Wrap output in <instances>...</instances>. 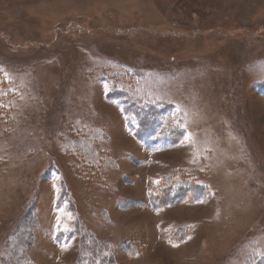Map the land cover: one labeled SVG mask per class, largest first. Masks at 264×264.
Listing matches in <instances>:
<instances>
[{
	"label": "rangeland",
	"instance_id": "rangeland-1",
	"mask_svg": "<svg viewBox=\"0 0 264 264\" xmlns=\"http://www.w3.org/2000/svg\"><path fill=\"white\" fill-rule=\"evenodd\" d=\"M114 86L168 106L145 132ZM94 247L264 264V0H0V264Z\"/></svg>",
	"mask_w": 264,
	"mask_h": 264
},
{
	"label": "trees",
	"instance_id": "trees-1",
	"mask_svg": "<svg viewBox=\"0 0 264 264\" xmlns=\"http://www.w3.org/2000/svg\"><path fill=\"white\" fill-rule=\"evenodd\" d=\"M109 97L112 99H117L116 101L122 103L123 106L127 105V107L131 108L130 110L136 114V117H141L140 119L141 121L139 124L140 127H142L145 132L149 131L147 129H144L147 126L156 125V120L154 118L158 115L159 111L166 109V107L168 106V104H161V105L158 104V105H149V107H144V105L139 101L137 104H132L130 106V104H128L129 97L125 94L123 90L118 89L117 86H114L112 88ZM175 134L173 136L177 137L178 133L177 135ZM176 178L177 177L175 174H170L160 183L159 187L155 189L152 192V194L149 196V201L152 205H166L169 203H174L177 200L188 195L192 197L191 188L196 187V185L193 182H191L189 179L181 178V176H179L178 179ZM62 193L65 194L66 192L63 191ZM18 230H20L22 233L18 236L19 240L23 241V238L24 240L25 238L27 239L28 231H29L28 228L23 229L20 227ZM12 250L9 251V255H15L11 253ZM15 251L18 253L17 250ZM98 252H100L101 255L102 249L98 247L92 248V256L89 257L88 263L84 262V260L86 259L85 256H79L76 259L75 264H118L116 261H114L111 254L100 256ZM6 258H10V257L8 256L6 257L5 255V260Z\"/></svg>",
	"mask_w": 264,
	"mask_h": 264
}]
</instances>
